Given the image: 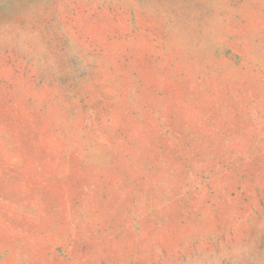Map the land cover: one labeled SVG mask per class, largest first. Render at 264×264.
Listing matches in <instances>:
<instances>
[{"label": "rangeland", "instance_id": "374dc122", "mask_svg": "<svg viewBox=\"0 0 264 264\" xmlns=\"http://www.w3.org/2000/svg\"><path fill=\"white\" fill-rule=\"evenodd\" d=\"M0 264H264V0H0Z\"/></svg>", "mask_w": 264, "mask_h": 264}]
</instances>
